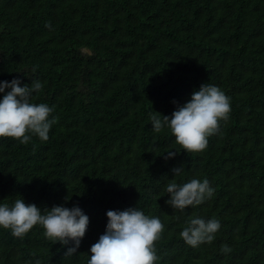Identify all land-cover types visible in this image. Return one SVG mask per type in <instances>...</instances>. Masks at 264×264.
<instances>
[{
    "label": "trees",
    "instance_id": "obj_1",
    "mask_svg": "<svg viewBox=\"0 0 264 264\" xmlns=\"http://www.w3.org/2000/svg\"><path fill=\"white\" fill-rule=\"evenodd\" d=\"M13 79L40 81L31 101L58 122L47 141L0 138V205H78L89 226L71 256L74 242L39 225L22 239L0 227V264H87L107 211L128 208L164 225L157 264H264V0H0V81ZM205 83L230 98V117L187 153L151 117ZM193 178L213 196L175 210L166 185ZM194 216L220 221L211 244L180 237Z\"/></svg>",
    "mask_w": 264,
    "mask_h": 264
},
{
    "label": "clouds",
    "instance_id": "obj_2",
    "mask_svg": "<svg viewBox=\"0 0 264 264\" xmlns=\"http://www.w3.org/2000/svg\"><path fill=\"white\" fill-rule=\"evenodd\" d=\"M20 85L19 79L0 81V93H6L0 100V138H12L27 144L35 135L47 141L53 124L58 122L56 118L50 119L55 109L46 103L31 101L33 93L43 89L40 81H32L23 87ZM6 89L11 90L6 92ZM230 112L231 102L225 92L218 86L205 83L170 117L162 116L161 119V114L155 112L151 120L155 133L167 128L182 149L187 153H198L207 148L208 138L219 132L221 121H228ZM176 152H167L166 158H174ZM172 171L179 176L182 167H175ZM165 191L171 196L167 203L180 211L199 206L214 194L206 178L202 181L193 178L183 185L173 179ZM106 215V231L91 246L87 264H157L156 242L164 231L158 217L146 215L138 208L109 210ZM37 225L44 229L43 235L54 244L74 242L66 253V256H71L77 252L86 235L89 217L78 205L71 209L53 206L44 209V214L35 204H26L24 198H17L11 207L0 205V227L10 230L12 236L22 239ZM220 227V221L215 217L206 221L194 216L188 220L180 237L191 247L211 244ZM221 252L229 253L231 248L223 245Z\"/></svg>",
    "mask_w": 264,
    "mask_h": 264
},
{
    "label": "rangeland",
    "instance_id": "obj_3",
    "mask_svg": "<svg viewBox=\"0 0 264 264\" xmlns=\"http://www.w3.org/2000/svg\"><path fill=\"white\" fill-rule=\"evenodd\" d=\"M82 51L89 53L88 49H86V48H83Z\"/></svg>",
    "mask_w": 264,
    "mask_h": 264
}]
</instances>
